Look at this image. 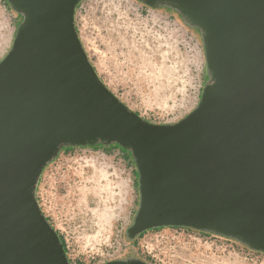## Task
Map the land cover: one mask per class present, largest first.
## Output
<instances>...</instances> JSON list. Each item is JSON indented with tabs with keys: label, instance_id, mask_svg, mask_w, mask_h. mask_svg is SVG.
<instances>
[{
	"label": "water",
	"instance_id": "obj_1",
	"mask_svg": "<svg viewBox=\"0 0 264 264\" xmlns=\"http://www.w3.org/2000/svg\"><path fill=\"white\" fill-rule=\"evenodd\" d=\"M83 1L6 0L19 24L0 61V264H71L40 180L64 148L114 144L138 174L130 241L185 228L264 253V0H137L200 34L208 79L173 124L145 120L101 80L76 26Z\"/></svg>",
	"mask_w": 264,
	"mask_h": 264
},
{
	"label": "rangeland",
	"instance_id": "obj_2",
	"mask_svg": "<svg viewBox=\"0 0 264 264\" xmlns=\"http://www.w3.org/2000/svg\"><path fill=\"white\" fill-rule=\"evenodd\" d=\"M18 24L0 0V61ZM76 26L101 80L145 120L173 124L199 104L208 79L200 34L175 12L137 0H84ZM36 197L71 264L126 257L148 264H264V253L191 229H154L130 241L138 174L117 147L65 148L46 167Z\"/></svg>",
	"mask_w": 264,
	"mask_h": 264
},
{
	"label": "trees",
	"instance_id": "obj_3",
	"mask_svg": "<svg viewBox=\"0 0 264 264\" xmlns=\"http://www.w3.org/2000/svg\"><path fill=\"white\" fill-rule=\"evenodd\" d=\"M5 2H6V0H5ZM6 5L9 7V5H8V3L6 2ZM10 8V7H9ZM99 147H102V145H100ZM111 147H117V148H120L118 145H116V144H114V145H112V146H110V148ZM65 149V148H64ZM121 149V148H120ZM123 150V149H122ZM123 152H125V153H127V154H129V156H130V158L132 159V157H131V154L130 153H128V152H126V151H124L123 150ZM48 220V219H47ZM145 234V233H144ZM143 235V234H142ZM61 238V237H60ZM61 241H62V243H63V245H64V248H65V251L67 252V250H66V245L64 244V242H63V240H62V238H61Z\"/></svg>",
	"mask_w": 264,
	"mask_h": 264
}]
</instances>
